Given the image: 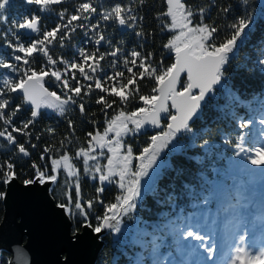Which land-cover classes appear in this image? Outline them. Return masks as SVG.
<instances>
[{
  "label": "snow or ice",
  "instance_id": "1",
  "mask_svg": "<svg viewBox=\"0 0 264 264\" xmlns=\"http://www.w3.org/2000/svg\"><path fill=\"white\" fill-rule=\"evenodd\" d=\"M26 2L37 5L40 12H47L51 11L52 6L63 4L66 0ZM96 2L97 0H82L76 4L74 14L68 13L67 9L61 10L58 13L61 23L51 30L41 31V17L31 15L13 21L7 31L0 32V38L4 39L7 47L12 49L13 53H18L12 57L17 63L0 59V69H7L16 74L15 79L5 75L0 86V138H3L7 145L14 147V156L30 157L32 153L26 144H30L32 149L37 147L31 143L33 134L30 127L41 115V109H52L64 117L75 107L83 116L86 114L84 98L97 90L102 93L96 96L95 104L101 105L100 110L105 115L103 131L97 129L87 132L86 146L79 147L74 157L65 152L59 158H50V172L33 161L30 165L33 175L22 180L21 177L27 174L22 166L18 168L11 157L0 162V187L3 188H8L18 180L24 186L48 183L55 185L58 183L61 169L69 177H76L74 192H65L66 202L57 204L70 219L77 216L82 218L77 220L74 226L70 225V243L79 242L82 229H90L97 236L105 229L117 233L121 231L122 218L129 216L136 209L138 198L141 196V181L149 176L161 153L178 134L193 132L191 122L197 118L202 108L211 102V94L216 92L218 87L223 88L226 85L225 67L251 24L250 16H238L226 25L231 30L229 34L218 40L220 27L214 22H205V14L213 7L212 4L208 7H197L188 5L186 0H164L166 8L160 11L156 18L161 21V32L172 33L162 47L174 53L173 62L165 65L163 60L154 62L152 52L145 54L135 48L126 52L121 47L123 40L118 42L121 46H117L101 31V21H113L119 26L133 29L136 37L145 38L146 35H151L146 34L142 28L136 30L144 20L143 16L135 14L136 9L145 5L146 0H134L131 4L116 3L99 13L94 6ZM244 3L246 4L247 0H244ZM9 4L10 0H0L2 24L8 23L5 11ZM230 10L231 5L224 6L218 9V14L223 13L226 16ZM96 15L99 19L93 24L91 20ZM77 28L85 29L84 35L89 37L94 45L99 46L104 42L111 50L101 52L99 47L93 50L81 47L77 49L78 57L71 60L54 59L49 53V46L58 41L61 48L65 47L64 41L71 39L70 33H74ZM19 30L36 33L39 38L32 39L27 44L22 43L17 34ZM37 54L43 57L45 63L34 67ZM109 57L112 58L109 67L114 69L111 75L104 71L100 63ZM258 62L264 65V59ZM58 63L64 67L57 68ZM118 63H122L124 71L115 70ZM49 80L60 89L59 94L46 86ZM82 80L90 83L85 85ZM142 88L149 90L145 92ZM11 94H17L20 101L14 106ZM233 100L238 104L243 103L239 96H233ZM134 101H138L139 106L129 110L128 106ZM261 103L264 104V100H261ZM109 109H112L111 114L107 111ZM22 110L25 115L30 113V116L20 120L17 126L15 121ZM164 116L168 119L165 130L151 135L147 145L140 149L138 154L135 153L125 137L139 133L147 125L160 128ZM233 119L239 120V129H248L254 122L252 118H238L234 113ZM91 123L95 125L96 121L92 120ZM67 124L69 129L74 131V121L68 119ZM259 124L264 126V118L259 120ZM46 131L49 134L55 133L53 128ZM16 134L24 137L25 141L21 143ZM36 139L39 140L40 136L37 135ZM67 139L65 137V140ZM245 141L246 136L239 134L235 137V142L225 139L224 143L233 147L236 157H242L246 163L256 168H264V143L253 140L251 146H246ZM64 143V140L60 141L62 147ZM203 143L206 145L208 141L204 140ZM98 149L101 150L100 155H104V149L107 150V163L101 165L96 162L90 166V161H97ZM52 151V146H45L39 159L43 161L45 154ZM74 158H82L84 173L92 174V179L99 181L100 186L95 189L94 199L84 200L79 172L72 163ZM105 183H114L119 189L114 202L105 204L100 199L105 190ZM7 194L6 191L0 190V200H4ZM204 202H208L207 198ZM96 203L101 204L104 211L102 215L95 216L97 223L93 224L91 210ZM200 227L198 223L179 224L170 221L161 229L167 230L165 236H153L150 253L152 264H163L164 259L173 256L172 251H169L167 256L162 258L160 252L167 235L173 237L175 252L180 257L172 258L170 264H184L183 258L198 255L197 249H203L207 253V259H211L216 246L206 243L208 237L201 234ZM157 239H160L161 243H156ZM238 239L239 244L234 247L229 264H264V247L253 251L245 246L243 235ZM192 241L197 243L193 244Z\"/></svg>",
  "mask_w": 264,
  "mask_h": 264
},
{
  "label": "trees",
  "instance_id": "2",
  "mask_svg": "<svg viewBox=\"0 0 264 264\" xmlns=\"http://www.w3.org/2000/svg\"><path fill=\"white\" fill-rule=\"evenodd\" d=\"M80 2L82 0H66L63 4L52 6L51 11L40 12L37 5L28 4L26 0H10L5 11L8 23H0V32L7 31L13 21L31 15L41 17L40 27L41 31H44L47 27L46 23L61 21L58 16L61 10L67 9L68 13L74 14L75 6ZM133 2L134 0H97L94 6L97 7L99 13L103 9L111 8L116 3L131 4ZM186 3L197 7L213 5L205 14V22H214L220 27L218 40L229 34L231 30L226 25L238 16H250L251 24L245 30V36L238 42L237 50L230 56L229 63L225 67L226 85L223 88L218 87L216 92L211 94V102L202 108L199 119L191 123L193 132H184L183 138H176L168 146L167 152L177 153L172 158H168L169 167L165 169L167 172L161 177V188L157 187L158 189L154 190L156 192L154 195L148 193L145 196L146 201L137 202L136 209L125 219V227L121 225V231L117 233L114 239L116 244L113 247L117 251L110 253L112 264H152L150 253L153 236H165L167 230L161 231V229L170 221L179 224L198 223L202 226L206 223L205 220L209 214H211L212 219L215 215H222V219L229 220L231 216L230 206L246 198V195L244 198L242 197L244 192L238 190L237 183L240 180L249 183L256 182L253 166L246 163L242 157H236L233 147L230 144H225L224 141L230 139L235 142V137L243 134L246 136L245 145L251 146V142L257 139V134L264 132V126L259 124L261 116H264V104L261 103V100H264V65L258 62L264 59V0H247L246 4L244 0H186ZM228 5H231V10L226 16L223 13L218 14L219 8ZM165 8L164 0H146L145 5L137 7L135 14L143 16L144 20L140 22V26L136 30L142 28L146 34L151 33L145 38L136 37L131 28H117L116 23L107 25L103 21H101L102 34L117 46H121L118 42L123 40L124 44L121 47L126 52L133 48L145 54L152 52L154 62L163 60L165 65L170 64L173 62V55L162 45L172 33L161 32V21L156 18L157 14ZM97 19H99L98 15L91 20V23L95 24ZM84 30L82 29L80 34L74 35L72 40L65 41L63 48L54 42L49 46L50 55L53 56L56 52L55 49L58 48L68 56L64 59L71 60L78 57L77 49L81 47L87 50L99 47L101 52L111 50L108 44L104 42H102L103 46L94 45L89 37L84 35ZM17 34L20 36V41L25 44L32 39L39 38L36 33L25 34L21 30ZM91 35L90 32L89 36ZM9 38L11 39V37ZM15 54L18 53H13L12 49L7 47L4 39L0 38V59L17 63L12 59ZM53 58L57 59L54 56ZM110 60L111 57L100 62L104 71L109 75L114 70L109 67ZM36 61L34 67H39L45 63L43 57L38 54ZM56 67L62 69L64 66H60L58 63ZM5 75L11 76L13 79L16 78L15 73H11L7 69H0V86H2ZM82 83L87 85L90 82L82 80ZM148 90L142 88V91L147 92ZM93 93L84 98L86 114L83 116L80 115L78 108L73 107L64 117L51 110L49 111L50 115H48L49 119L44 117L45 110L41 109V115L30 127L33 134L31 143L37 145L35 148L37 152H32L33 149L30 144H26L32 153L30 157L14 156V147L7 145V142L0 138V145H3L0 147V162L11 157L17 163L18 168L22 166L23 171L27 174V176L21 177L22 180L33 175L30 165L33 161L41 163L39 156L45 146L53 147V151L45 155L54 158L86 143L87 132L96 128V124H92L91 121L97 122L99 120L96 119L99 115L92 117V113L99 108L95 104L94 98L102 93L98 90L97 94ZM233 96H239L243 103H236ZM11 97L13 106L20 102L17 94H11ZM138 106L139 102L134 101L128 108L132 110ZM233 113L238 118H252L254 122L248 129H239V120L233 119ZM29 116L30 113L25 115L24 110L18 113L15 121L17 126H19L20 120L27 119ZM68 119L74 121V131L69 129ZM164 127L166 128L165 125ZM48 128L55 129V133L49 134L46 131ZM165 128L160 131L165 130ZM16 135L21 143L25 141L24 137L19 136V134ZM37 135L40 136L39 140L36 139ZM65 137L68 139L65 140ZM148 138L139 143V149L148 143ZM62 140L65 141L63 147L60 144ZM204 140H207L208 144L205 145ZM175 142L178 143L175 144ZM186 152L190 153L186 155ZM170 159H173L172 162ZM161 168L165 167H160L157 171L159 172ZM0 190L4 191V188L0 187ZM206 198L207 203L204 202ZM245 201L248 202L249 199L246 198ZM2 213L3 202L0 200V220ZM75 223L76 220H71V225L74 226ZM109 237L113 238L112 232H109ZM156 243H161V240L157 239ZM119 244L120 247H123L122 249L118 247ZM163 245L160 249L162 255L172 251L173 257L177 256L171 235L166 236ZM106 246L102 244L100 247L95 264L101 263L102 248H106ZM8 259V252L0 248V264H7Z\"/></svg>",
  "mask_w": 264,
  "mask_h": 264
},
{
  "label": "water",
  "instance_id": "3",
  "mask_svg": "<svg viewBox=\"0 0 264 264\" xmlns=\"http://www.w3.org/2000/svg\"><path fill=\"white\" fill-rule=\"evenodd\" d=\"M117 28L123 27L117 24ZM170 54L174 60V53ZM200 115L201 111L194 121ZM162 120L167 125V116ZM160 128L147 125L139 133H152ZM4 191L8 194L2 200L0 248L9 254L7 264H95L102 241L90 229H82L79 242L70 243L71 221L44 185L24 186L18 180ZM112 235L116 236V232Z\"/></svg>",
  "mask_w": 264,
  "mask_h": 264
},
{
  "label": "rangeland",
  "instance_id": "4",
  "mask_svg": "<svg viewBox=\"0 0 264 264\" xmlns=\"http://www.w3.org/2000/svg\"><path fill=\"white\" fill-rule=\"evenodd\" d=\"M261 118H264V116H261ZM163 128H165V127L163 126ZM256 141H258L259 143H264V132L257 134ZM189 153L190 152H186V155ZM57 158H59V157H57ZM160 159H161V156L158 158V161ZM165 169H166V167L164 169H161L160 175H159L160 177H157V178H156L155 173H154V171L156 172V170L153 169L152 173H154V175H153L154 178L150 181V185L153 186V189L150 190L149 193L154 195V194H156V192L154 190L157 187L161 188V182H160V181H162L161 177L164 176V174L167 172V170H165ZM255 174L257 177L256 182L249 183V182H244V181L240 180L237 183L238 190L240 192L241 191L244 192L242 197L244 198V195H246V198L249 199L248 202L245 201L246 198H244L241 202L233 204L232 206H230L231 208L229 210L231 211L230 212L231 216H230L229 220L228 219L227 220L222 219V215H220V216L215 215L214 219H212V217L210 216L211 214H209L207 216V219L205 220L206 223L203 225V228H200L201 234L206 235L208 237V240L206 241V243H208L210 245L215 244V246H216V251H215L214 255L212 256V258L207 259V253H205L203 249H197L198 255L185 256L183 258L184 264H229V258L234 251V247L239 244L238 238L241 235H243L245 237V246L249 247L251 250L258 251L261 247H264V243H261V242L258 243L259 239H258V241H256V239L254 238V241H256V244H255L254 241H252V237H251L252 233H253L252 231L256 230V228L264 231V219H262V217H259L258 214L255 213V210H254L256 205H257L256 202H258L255 195L257 193L262 194L264 192V168H256L255 167ZM149 177L150 176L144 178V180L141 183L142 187ZM158 178H160V179H158ZM142 190L143 189H141V192H142ZM255 200H256V202H255ZM143 201H146V199H144ZM250 205H252L254 207V209L253 208L251 209ZM223 216H225V215H223ZM210 219H212V220H210ZM261 221H263V223ZM244 223H249L251 225L250 226H243ZM181 224H183V223H181ZM222 224H227V226H226L227 228H223ZM121 225H124V227H125V220L122 219ZM242 227H244V229H242ZM235 230H238L239 231L238 233H240V235L235 236ZM112 232H114V231H112ZM244 232H246V233H244ZM250 241H252L251 244H250ZM191 243L195 244L197 242L192 241ZM113 246L102 248L103 253L101 252L102 257H101V263L99 261L100 264H112V258H111L110 253H111V251L114 253H116V251H117L116 248ZM118 247H120V245H118ZM255 247H258L257 250L255 249ZM122 248L123 247H120V249H122ZM167 253L163 254L162 258H163V256H167ZM177 256H178V259H180L178 254H177ZM172 258H176V257L172 256V257H169L168 259H164L163 264H170V261L172 260Z\"/></svg>",
  "mask_w": 264,
  "mask_h": 264
},
{
  "label": "flooded vegetation",
  "instance_id": "5",
  "mask_svg": "<svg viewBox=\"0 0 264 264\" xmlns=\"http://www.w3.org/2000/svg\"><path fill=\"white\" fill-rule=\"evenodd\" d=\"M60 23H61V21H53L50 24H47L46 23V26L47 27L45 28V30H51L52 28L56 27L57 24H60ZM113 23H114L113 21L106 22L107 25H111ZM81 31H82V29L77 28V30L74 33H70L71 39H66L65 41L72 40V37L74 35L80 34ZM56 44H59V42L57 41ZM100 46H103V44L101 43ZM55 51L56 52L53 54V56L54 57H57V59H61V58L64 59V58L68 57L62 50H59L58 48H56ZM59 65L62 66L63 64H59ZM117 68H119V69H116V70L124 71L122 63H118V67ZM47 85H49L50 87H52L51 88L52 91H57L58 94L60 93V89L57 88V87H55L54 84H53V82L51 80L48 81V84ZM93 94H97V91L95 93H93ZM94 100H95V98H94ZM98 107L99 108L97 109V111L96 112L94 111L95 115L92 116V117H96L97 115H99V117H96V119L98 118L99 120L96 122V128L95 129L92 128L91 131H95L97 129L100 130V131H103L104 121H105V115L100 110L101 109V105H98ZM44 110H45V116L44 117L45 118H49L48 117V115H50L49 111H51L52 109L44 108ZM107 111H108L109 114L112 113L111 112L112 109H109ZM161 122H162V128H160L158 130H155L152 133H145V132H143V133H137L135 135H129V136L125 137L126 142L128 144H131L133 146L135 153H137V154L139 153V150L140 149H139L138 145H139V143L141 141H145L147 139V137H150L151 135H154L157 132H159L161 129H163V126L166 123H165V120H162ZM146 144H144L142 146V148ZM84 146H86V143L82 144L79 147H84ZM79 147H76V148H74V149H72L70 151H67V153L70 156H73L74 157L75 151ZM100 151L101 150H99V149L97 150V161H90L89 162V165L90 166L94 165L96 162H99L101 165L106 164V160H107L106 159L107 150L106 149L103 150L104 151V155H100L99 154ZM32 152H37V150L33 149ZM175 153H177V152H167V150L164 151L163 153H161V155H160L161 156V159L153 167V169L156 170V172L154 171L156 178L157 177H160L159 175H160V171H161L160 170L158 172L157 170L160 167H166V168H168L169 167L168 166L169 165L168 158L169 157L172 158V156ZM45 158L46 159H44L43 161H40L41 163H37V164L40 165L42 168L46 167L49 170V172H50V168H51L50 156L49 155H47V156L45 155ZM54 158H57V157H54ZM172 160L173 159H170L171 162H172ZM72 163L75 164V166H76V168L78 169V172H79V179H80V183H81V187H82V195L84 197V200L94 199L96 197L95 189H96V187L100 186L99 185V181L98 180H93L92 179V174H85L84 173V165H83L82 158L81 159H75L74 158L73 161H72ZM134 163H135V161H134ZM153 169L150 170V173H149V176L150 177L146 180V182L144 183L143 187L141 188L143 190H142L141 196L138 198V201L137 202L143 201L144 199H146L145 198V195L148 194L150 192V190L153 189V186L150 185V181L154 178L153 177L154 173H152ZM161 169H164V168H161ZM75 181H76V177H69L67 175V173L64 172L63 169H61L60 174L58 175V183L55 184V185H53L51 183H48V184H45L44 186L46 187V190L50 193V195L52 196V198L54 199V201L58 204V203H61V202H66V198H65V195H64L65 192H68V191H73L74 192V184H75ZM142 181H141V183H142ZM103 187H104L105 190L100 195V199L103 200L105 204L106 203L114 202L115 201V196L119 194V189L117 188V186L114 183L113 184L105 183L103 185ZM103 211H104V209H103V206L101 204L96 203L94 205V208L91 210V219H92V223L93 224L97 223V221L95 220V216L102 215L103 214ZM122 219L123 220L127 219V216L123 217ZM71 220H76L77 221V220H82V218L79 217V216H77L74 219H70V221ZM109 232H112L111 229H107L105 232H102L100 234V236H97L102 241V244L108 245L106 247H112L114 244H116L115 243V240H114L115 239V236L112 235L113 238H110L109 237Z\"/></svg>",
  "mask_w": 264,
  "mask_h": 264
},
{
  "label": "bare ground",
  "instance_id": "6",
  "mask_svg": "<svg viewBox=\"0 0 264 264\" xmlns=\"http://www.w3.org/2000/svg\"><path fill=\"white\" fill-rule=\"evenodd\" d=\"M197 120H195V121H193V122H196ZM192 122V123H193ZM185 136V134H184V132L183 133H180V134H178V136H177V138H179V139H181V138H183ZM178 141V140H177ZM178 142H175V144H177ZM174 144V145H175ZM168 149V148H167ZM167 149H165L164 151H166ZM254 168V169H253ZM252 169H253V173L255 174V167L253 166L252 167ZM256 175V174H255ZM256 180H257V177L255 178ZM255 197H256V199L258 200V202H256V200H255V202L257 203V205H256V207H255V213H259L261 216H264V192L262 193V194H259V193H257L256 195H255ZM244 222V221H243ZM262 223H263V221H261ZM251 224H249V223H244V225L243 226H250ZM227 226V224H222V227L223 228H227L226 227ZM256 227V226H255ZM200 228H203V224H202V226L200 227ZM205 229V228H204ZM242 229H244V227H242ZM203 230V229H202ZM239 231L238 230H235V236H237V235H240V233H238ZM253 233H252V241H254V238L256 239V241H258V239H259V241H258V243H264V231H262V230H260V229H258V228H256V230H254V231H252ZM244 233H246V232H244ZM140 234H141V232H140ZM248 239V238H247ZM252 241H250V244H251V242ZM256 241H254V243L256 244ZM254 244V245H255ZM257 248L258 247H255V249L257 250ZM176 258L178 259V256H176Z\"/></svg>",
  "mask_w": 264,
  "mask_h": 264
}]
</instances>
